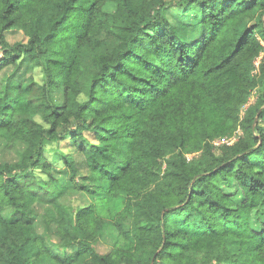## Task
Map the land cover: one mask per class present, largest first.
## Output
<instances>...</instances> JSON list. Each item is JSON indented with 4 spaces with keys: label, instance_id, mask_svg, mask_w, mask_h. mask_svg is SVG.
Masks as SVG:
<instances>
[{
    "label": "trees",
    "instance_id": "1",
    "mask_svg": "<svg viewBox=\"0 0 264 264\" xmlns=\"http://www.w3.org/2000/svg\"><path fill=\"white\" fill-rule=\"evenodd\" d=\"M22 57L43 79L0 93V135L24 143L0 161V264L30 244L53 264H264V0H0V70ZM65 135L82 158L56 165L86 204L61 201L46 157Z\"/></svg>",
    "mask_w": 264,
    "mask_h": 264
},
{
    "label": "rangeland",
    "instance_id": "2",
    "mask_svg": "<svg viewBox=\"0 0 264 264\" xmlns=\"http://www.w3.org/2000/svg\"><path fill=\"white\" fill-rule=\"evenodd\" d=\"M108 9H113V5L108 6ZM178 15V22L187 24L191 23L193 19H191V12ZM6 38L8 41L13 42L16 40H23L25 39L23 33L18 29H12L6 32ZM115 44V40H109L103 47L106 50H109ZM92 67L89 63L87 55L84 57L83 61V74H82V81L85 83L89 75L92 73ZM12 77L15 80H27L28 78L33 79L36 82H41L43 79L41 70L38 66L33 65L26 57H22L17 65L5 67L4 69L0 70V93H3L6 90L7 82L6 78ZM257 93V89L252 91L250 96V100L255 99ZM53 97L57 102H61V92H53ZM28 113H32L36 119H40L38 112H32L31 110H27ZM24 147V143L22 141H16L12 147H7L6 140L0 135V161H16L20 153ZM76 148L74 144L71 142L68 135L59 136L56 138L55 142L52 145H49L46 149V157L48 162L53 165L51 172L53 173L54 177L57 180L58 185L61 187L62 194L60 195L61 201H69L74 205L81 203L86 204L90 201L91 197L85 195L83 192L72 188L70 182L67 181V171L63 167H59L56 164L60 159L61 155L66 152H71L74 154L76 161L80 162L81 154L75 151ZM234 186L229 187V190H233ZM35 211V225L39 230L43 229V221L42 217L45 214L48 215H55V211L52 206L40 202H36L33 205ZM257 214H253V222L255 225L259 223L256 221L264 216V212H256ZM18 213L13 208H5L3 210V216L6 219L14 218L17 216ZM115 236L112 231L104 230L100 233L98 241L96 243V249L100 251H105L109 246L114 242ZM26 255L30 259V264H53L52 260L42 257L37 259L34 257V247L30 244L26 248L25 251Z\"/></svg>",
    "mask_w": 264,
    "mask_h": 264
},
{
    "label": "built area",
    "instance_id": "3",
    "mask_svg": "<svg viewBox=\"0 0 264 264\" xmlns=\"http://www.w3.org/2000/svg\"><path fill=\"white\" fill-rule=\"evenodd\" d=\"M236 136H232L230 138L228 137H222L220 138L219 140H216L214 141L215 144H219V143H231L234 139H235ZM187 157L190 158L191 157V154H187Z\"/></svg>",
    "mask_w": 264,
    "mask_h": 264
}]
</instances>
